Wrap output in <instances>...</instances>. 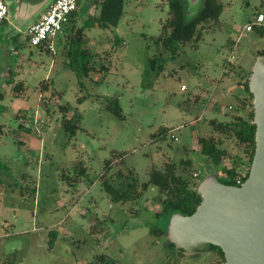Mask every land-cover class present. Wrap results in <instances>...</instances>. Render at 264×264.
Wrapping results in <instances>:
<instances>
[{
	"label": "rangeland",
	"instance_id": "rangeland-1",
	"mask_svg": "<svg viewBox=\"0 0 264 264\" xmlns=\"http://www.w3.org/2000/svg\"><path fill=\"white\" fill-rule=\"evenodd\" d=\"M123 1L117 27L87 29L95 40L90 47L101 55L96 67H106L82 84L67 66L63 33L52 52L31 45L27 28L8 33L6 20L0 29V264L10 257L15 264H107L99 260L104 254L114 264L217 263L211 247L188 253L167 234L152 232L166 224L156 215L157 186L134 203L114 202L102 175L112 161L105 177L133 169L146 181L150 165L160 168L167 157L191 158L200 181L221 173L207 162L198 138L211 133L210 119H232L246 96L242 82L264 50V34L244 29L264 12V0H218L219 19L175 54L154 43L169 18L168 0ZM201 6L188 2L192 12ZM11 71L15 79L8 84ZM20 80L25 86L16 90ZM113 97L122 118L107 108ZM61 105L69 107L68 116L82 118L75 136L62 126ZM226 145L238 152L233 141ZM77 165L84 174L76 173Z\"/></svg>",
	"mask_w": 264,
	"mask_h": 264
},
{
	"label": "trees",
	"instance_id": "trees-1",
	"mask_svg": "<svg viewBox=\"0 0 264 264\" xmlns=\"http://www.w3.org/2000/svg\"><path fill=\"white\" fill-rule=\"evenodd\" d=\"M92 3L95 5L102 4L99 13L89 15L84 24L80 26L77 22V9L71 15L63 31L65 35L64 55L68 58L67 66L75 72L81 84L84 78L88 77L93 71L102 70L106 67L105 65L100 68L96 67V60L101 55L90 47L86 30L97 26L104 28L117 27L123 16V0H104L102 3L93 0ZM168 6L169 18L164 22L162 33L156 37L154 43L158 45V50L162 48V50H168L173 54L177 53L183 44L198 41L201 37L202 27L209 24L210 21L218 20L223 10V5L218 0H205L204 7L199 14L188 21L185 18L184 3L181 0H168ZM262 34H264V31ZM259 54H264V50L260 51ZM156 57L153 59L155 60ZM249 75L247 73L242 84L245 85L247 92L251 94L249 92ZM14 79V72L11 71L10 78L7 80L8 84L13 83ZM24 83L20 80L19 83L14 84L15 89H22L25 86ZM4 95V92H0V98ZM18 95L17 93L16 97ZM249 107L253 108L252 94L251 97L245 96L239 99L237 112L232 116V119L223 121L210 119L211 133L198 138L201 152L207 157V162L220 168L219 179L226 184L241 185L237 183V177L250 165L255 152L256 125L252 122L253 109L247 112ZM107 108L117 117H123L118 97L108 99ZM60 109L61 112L65 113L62 120L63 128L68 134L75 136L81 128V116L77 112L68 116L69 107L67 105H61ZM231 109H234V106ZM242 110L246 112L243 113ZM229 141L235 143L238 152L234 153L233 150L228 148L226 144ZM245 158H248V165L244 164ZM193 165L191 158H182L178 161L173 157H167L160 168L156 165H150L148 168L149 178L142 181L133 169L120 168L111 176L105 177L107 171L113 166L112 161H107L105 165L106 172L102 175V178H104L102 184L112 201L124 203L138 201L151 185L157 186L161 193L159 199L161 209L156 215L165 217L166 224L165 229L152 228L151 230L156 234H167V225L173 213L181 212L190 215L202 200L198 191L200 174L197 173L196 175ZM75 171L78 175H81L85 173V168L77 165ZM248 174L249 171L243 182ZM51 234L53 237L51 243L53 244L57 235L53 232ZM208 247L215 249L218 254L216 264H225L223 250L212 244ZM99 260L107 264H114L109 261L106 254L100 256ZM15 263L16 257H10L2 262V264Z\"/></svg>",
	"mask_w": 264,
	"mask_h": 264
},
{
	"label": "water",
	"instance_id": "water-1",
	"mask_svg": "<svg viewBox=\"0 0 264 264\" xmlns=\"http://www.w3.org/2000/svg\"><path fill=\"white\" fill-rule=\"evenodd\" d=\"M54 0H8L12 6L10 32L16 34L33 25ZM184 3L186 20L195 18L202 6L192 12ZM93 0H83L90 5ZM10 10V8H9ZM35 21V22H34ZM34 22V23H33ZM13 39L9 40L12 43ZM12 51V49H11ZM252 94L253 124L256 125L255 152L249 174L241 185L220 181L219 173H210L199 181L202 200L196 210L185 215L175 212L167 225V236L178 248L188 253L219 246L225 254V264H264V54H258L249 75Z\"/></svg>",
	"mask_w": 264,
	"mask_h": 264
},
{
	"label": "built area",
	"instance_id": "built-area-1",
	"mask_svg": "<svg viewBox=\"0 0 264 264\" xmlns=\"http://www.w3.org/2000/svg\"><path fill=\"white\" fill-rule=\"evenodd\" d=\"M81 0H54L41 17L30 26L28 29L29 40L33 46H42L48 48L54 52L55 38L62 34L64 27L69 22L71 15L78 9ZM98 3H102L104 0H97ZM9 7L6 0H0V29L3 23L6 21ZM264 23V13L257 14L255 19L251 20L246 26L245 31H253L256 26H262ZM243 32L240 33L238 40L241 38ZM233 58V57H232ZM232 58L229 60L232 61ZM182 90H186L187 86L182 85ZM232 106L229 105V109ZM178 140L177 136H174ZM249 171V166L244 172L237 177V183L242 184L244 177ZM197 175V173H196Z\"/></svg>",
	"mask_w": 264,
	"mask_h": 264
},
{
	"label": "crops",
	"instance_id": "crops-1",
	"mask_svg": "<svg viewBox=\"0 0 264 264\" xmlns=\"http://www.w3.org/2000/svg\"><path fill=\"white\" fill-rule=\"evenodd\" d=\"M92 5H93V3H91L90 5H88V3H85L83 6H81L82 8H81V10H80V8L78 7V10H77V13H78V24L81 26V25H83L84 24V21L86 20V18L89 16V15H92V14H97V13H99V11H100V9L98 8V7H95V8H93L92 7ZM48 8V7H47ZM46 8V9H47ZM86 8H88L87 10H86ZM45 9V10H46ZM94 9H98L99 11L97 12V13H94ZM45 12V11H44ZM43 12V13H44ZM260 12H263V11H260ZM259 12V13H260ZM42 13V14H43ZM264 13V12H263ZM41 14V15H42ZM41 15H40V17H41ZM39 17V18H40ZM38 18V19H39ZM93 28H95V27H93ZM88 29H90V28H88ZM255 29H257V30H259L260 32H263L264 31V23H263V25L262 26H256L255 27ZM254 29V30H255ZM86 33H87V30H86ZM87 36H88V33H87ZM88 39H89V44L90 43H92V45L93 44H95V40L93 39V38H90L89 36H88ZM91 46V45H90ZM92 48V47H91ZM93 50V49H92ZM248 93V92H247ZM246 93V97H247V94ZM243 97H245V96H243Z\"/></svg>",
	"mask_w": 264,
	"mask_h": 264
}]
</instances>
